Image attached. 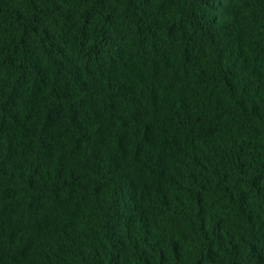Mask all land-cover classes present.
<instances>
[{
	"label": "trees",
	"instance_id": "trees-1",
	"mask_svg": "<svg viewBox=\"0 0 264 264\" xmlns=\"http://www.w3.org/2000/svg\"><path fill=\"white\" fill-rule=\"evenodd\" d=\"M0 264H264V0H0Z\"/></svg>",
	"mask_w": 264,
	"mask_h": 264
}]
</instances>
